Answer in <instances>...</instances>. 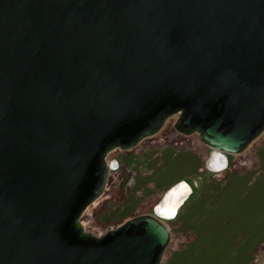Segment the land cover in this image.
Masks as SVG:
<instances>
[{
    "label": "water",
    "instance_id": "95a60500",
    "mask_svg": "<svg viewBox=\"0 0 264 264\" xmlns=\"http://www.w3.org/2000/svg\"><path fill=\"white\" fill-rule=\"evenodd\" d=\"M178 114L223 166L260 137L264 0H0V264H159L158 205L101 236L81 217L105 154Z\"/></svg>",
    "mask_w": 264,
    "mask_h": 264
},
{
    "label": "rangeland",
    "instance_id": "374dc122",
    "mask_svg": "<svg viewBox=\"0 0 264 264\" xmlns=\"http://www.w3.org/2000/svg\"><path fill=\"white\" fill-rule=\"evenodd\" d=\"M178 117L179 114L168 116L166 126L161 127L158 134L146 135L130 148L113 147L109 154H105L104 160L109 165L108 186L101 196L89 204V208L84 209L86 217H81V223H86V232L101 236L132 216L154 214L167 190H160V187L179 178L190 182L187 184L190 192L184 202L188 205L206 181L220 180L226 183L232 175L246 172L243 178L247 182L243 188H239L234 195L228 194L230 198L243 199V210L230 212L235 217L240 216L243 211L244 215L241 217L247 223V220L253 221L258 212L264 209V131L257 140L249 143L248 149L239 153H224V166L219 162L213 167L209 165L214 153L212 149L199 139L198 132H178L175 128ZM199 166L200 169H197ZM226 212L228 211L223 209L224 216ZM159 217L170 232L159 264H173L174 253L182 249L194 236L196 238V233L189 229L184 230L176 215ZM214 232L219 233L218 230ZM240 237L241 234L237 237V242ZM214 239L216 240L206 246L198 244L200 255H217L220 258L224 254V236H216ZM263 257L264 243L255 249L254 259L249 264H261ZM235 262L232 258L226 263Z\"/></svg>",
    "mask_w": 264,
    "mask_h": 264
},
{
    "label": "trees",
    "instance_id": "16d2710c",
    "mask_svg": "<svg viewBox=\"0 0 264 264\" xmlns=\"http://www.w3.org/2000/svg\"><path fill=\"white\" fill-rule=\"evenodd\" d=\"M194 154L200 160V157ZM197 169H200V166ZM245 174L246 172L242 175L234 174L226 183L220 180L206 181L188 205L183 203L180 206L176 218L184 230L189 229L193 231L192 233H196V238L194 236L182 249L174 253L173 264H227L226 262L232 258L236 260L234 264H249L253 261L255 249L264 243V209L258 212L253 221L247 220L246 223L244 217H241L244 215L243 211L240 216L235 217L230 212L243 210V199L237 197L236 200L228 196V194H236L239 188H243L247 182L243 178ZM182 180L184 178L165 183L160 190L169 189ZM135 189L139 188L135 187ZM223 209L228 211L225 216L222 213ZM215 230L219 233H215ZM239 234L241 237L237 242ZM216 236H224L226 243L224 254L220 258L217 255H200L198 244L209 245L216 240L214 239Z\"/></svg>",
    "mask_w": 264,
    "mask_h": 264
},
{
    "label": "bare ground",
    "instance_id": "6f19581e",
    "mask_svg": "<svg viewBox=\"0 0 264 264\" xmlns=\"http://www.w3.org/2000/svg\"><path fill=\"white\" fill-rule=\"evenodd\" d=\"M142 138H144V137H142ZM216 153L217 152H214L212 157L210 158L209 165L212 164L213 166H215V163H216L215 157L218 155ZM229 156H227V157H229ZM187 190H188L187 187L183 183L178 184L175 187H173L168 192L166 199L161 202L160 206H158L157 211L161 215H164V216H166L170 211L174 212L176 209V206H178V203L182 198L181 196L185 195Z\"/></svg>",
    "mask_w": 264,
    "mask_h": 264
},
{
    "label": "flooded vegetation",
    "instance_id": "af4514ba",
    "mask_svg": "<svg viewBox=\"0 0 264 264\" xmlns=\"http://www.w3.org/2000/svg\"><path fill=\"white\" fill-rule=\"evenodd\" d=\"M217 158H218V155L215 157V161H216L215 166H213V165L211 164L213 167H216V164L218 163V162H217Z\"/></svg>",
    "mask_w": 264,
    "mask_h": 264
},
{
    "label": "crops",
    "instance_id": "0c3cea01",
    "mask_svg": "<svg viewBox=\"0 0 264 264\" xmlns=\"http://www.w3.org/2000/svg\"><path fill=\"white\" fill-rule=\"evenodd\" d=\"M183 182H185L186 184L189 185L190 182H188V180H182ZM165 189V188H164ZM163 190V189H162Z\"/></svg>",
    "mask_w": 264,
    "mask_h": 264
}]
</instances>
